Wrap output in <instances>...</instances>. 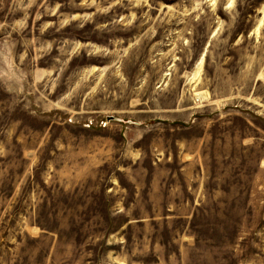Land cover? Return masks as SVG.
Instances as JSON below:
<instances>
[{
    "label": "rangeland",
    "instance_id": "rangeland-1",
    "mask_svg": "<svg viewBox=\"0 0 264 264\" xmlns=\"http://www.w3.org/2000/svg\"><path fill=\"white\" fill-rule=\"evenodd\" d=\"M0 264H264V0H0Z\"/></svg>",
    "mask_w": 264,
    "mask_h": 264
},
{
    "label": "water",
    "instance_id": "water-1",
    "mask_svg": "<svg viewBox=\"0 0 264 264\" xmlns=\"http://www.w3.org/2000/svg\"><path fill=\"white\" fill-rule=\"evenodd\" d=\"M114 117L113 116H109L107 117V120H110V119H113Z\"/></svg>",
    "mask_w": 264,
    "mask_h": 264
}]
</instances>
